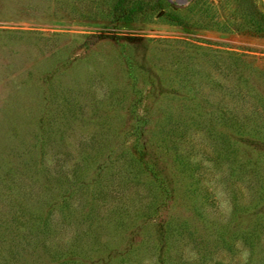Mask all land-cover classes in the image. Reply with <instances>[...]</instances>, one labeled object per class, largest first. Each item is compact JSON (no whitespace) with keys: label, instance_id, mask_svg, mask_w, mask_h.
I'll list each match as a JSON object with an SVG mask.
<instances>
[{"label":"rangeland","instance_id":"374dc122","mask_svg":"<svg viewBox=\"0 0 264 264\" xmlns=\"http://www.w3.org/2000/svg\"><path fill=\"white\" fill-rule=\"evenodd\" d=\"M0 264H264V0H0Z\"/></svg>","mask_w":264,"mask_h":264}]
</instances>
